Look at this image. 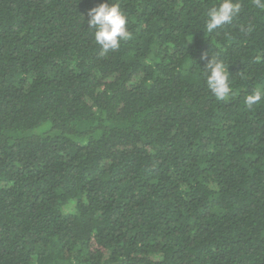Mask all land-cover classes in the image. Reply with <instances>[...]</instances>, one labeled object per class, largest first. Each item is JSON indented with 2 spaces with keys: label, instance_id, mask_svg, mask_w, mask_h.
<instances>
[{
  "label": "trees",
  "instance_id": "obj_1",
  "mask_svg": "<svg viewBox=\"0 0 264 264\" xmlns=\"http://www.w3.org/2000/svg\"><path fill=\"white\" fill-rule=\"evenodd\" d=\"M221 2L0 0V264H264V9L208 33Z\"/></svg>",
  "mask_w": 264,
  "mask_h": 264
},
{
  "label": "clouds",
  "instance_id": "obj_2",
  "mask_svg": "<svg viewBox=\"0 0 264 264\" xmlns=\"http://www.w3.org/2000/svg\"><path fill=\"white\" fill-rule=\"evenodd\" d=\"M255 6L264 9V0H254ZM241 13V4L235 0H222L207 12L206 30L212 33L226 25L231 24ZM88 27L93 30L94 41L100 46L101 54L119 49L122 41H127L131 33L128 30V17L121 10L119 4L104 2L93 7L87 13ZM241 27V31H248ZM206 59V57H202ZM225 63L218 57H211L203 67L207 88L218 100H226L231 95L230 76ZM264 100V90H256L248 95L245 104L248 108Z\"/></svg>",
  "mask_w": 264,
  "mask_h": 264
}]
</instances>
